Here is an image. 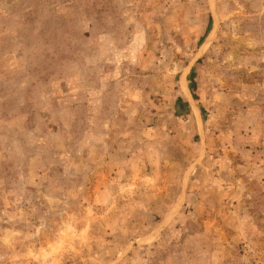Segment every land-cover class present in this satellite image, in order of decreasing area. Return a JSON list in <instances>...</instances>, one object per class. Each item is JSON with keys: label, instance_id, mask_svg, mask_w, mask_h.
<instances>
[{"label": "rangeland", "instance_id": "374dc122", "mask_svg": "<svg viewBox=\"0 0 264 264\" xmlns=\"http://www.w3.org/2000/svg\"><path fill=\"white\" fill-rule=\"evenodd\" d=\"M0 264H264V0H0Z\"/></svg>", "mask_w": 264, "mask_h": 264}]
</instances>
